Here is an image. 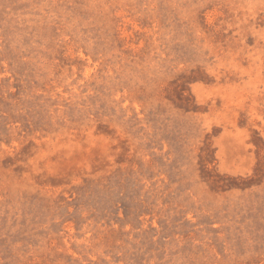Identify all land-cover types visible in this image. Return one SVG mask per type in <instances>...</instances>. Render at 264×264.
<instances>
[{
    "label": "rangeland",
    "instance_id": "374dc122",
    "mask_svg": "<svg viewBox=\"0 0 264 264\" xmlns=\"http://www.w3.org/2000/svg\"><path fill=\"white\" fill-rule=\"evenodd\" d=\"M0 264H264V0H0Z\"/></svg>",
    "mask_w": 264,
    "mask_h": 264
}]
</instances>
